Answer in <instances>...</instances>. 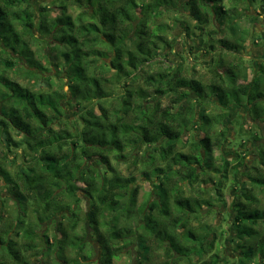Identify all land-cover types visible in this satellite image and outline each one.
<instances>
[{"label": "trees", "instance_id": "trees-1", "mask_svg": "<svg viewBox=\"0 0 264 264\" xmlns=\"http://www.w3.org/2000/svg\"><path fill=\"white\" fill-rule=\"evenodd\" d=\"M263 3L0 0V264H90L97 249L95 264L134 252L135 264H264V60L248 79L250 30L238 23ZM169 12L194 21L207 52L232 55L208 82L161 56L175 41ZM235 106L252 130L236 121L235 137L249 138L227 158L214 153ZM139 163L156 180L143 203ZM83 198L96 245L77 231Z\"/></svg>", "mask_w": 264, "mask_h": 264}, {"label": "rangeland", "instance_id": "rangeland-1", "mask_svg": "<svg viewBox=\"0 0 264 264\" xmlns=\"http://www.w3.org/2000/svg\"><path fill=\"white\" fill-rule=\"evenodd\" d=\"M246 12L253 15L254 19L250 15V17L246 16L242 18L241 21L238 19V23H239V28H241V31L243 28L245 29L247 28L248 30L251 31V32L249 31L250 37H248L246 39V42L243 43L244 48L241 50L242 54L246 58V65L248 67L247 69L248 79H251L253 76L252 71H253L255 64L259 65V63H261V60L264 58V41H263L264 39V3L257 7L247 6V9H245V13ZM76 13L77 11L73 10V14H76ZM173 15H174L173 12H169L167 15L168 16L167 22H169V24H171L173 28V30H171L167 35H168L169 40H172L174 38L175 41L172 44V46H168L164 51V52H168L167 58L164 57V54H162L161 56H163V58L171 62H174L172 63V66H176L179 63L184 64L185 69H186L185 71L186 76L188 77L195 76L197 79L203 80L204 83L208 82V79L212 75L211 69L216 68V66H218L216 60L223 59V63L224 65H226L231 60L232 55L229 54L228 52H220V53L219 52L210 53L209 51L207 52L208 48L207 47L204 48L202 44H203V41H206V39L208 40L209 38H207L206 35L203 37L198 36L197 31H194L193 29L194 21L186 13L176 14L179 19H184L182 20L183 23H185V20H186V22L191 25V28H190L191 33H187V31H190V30H185L184 27L181 25L183 23L179 19H178L179 22H175V24H173V21H174ZM215 25L216 27H218L219 24L217 23ZM212 27L214 26L213 25L208 26L207 29L212 30ZM225 35H228L227 31L219 30V32H217L214 35V38L217 39ZM230 38L232 40H235V38L233 37H230ZM217 54H221V55L219 56ZM222 69L223 68L220 67V70ZM64 78H66L67 80L66 76H64ZM55 81L57 82L56 84H59L60 82L58 81L57 78H55ZM140 83L143 86V82H140ZM65 89L67 90L68 86H65ZM212 99L215 100V97H212ZM63 105L66 106V103H63ZM207 109H208V112L210 113L217 111V109L212 104H208ZM66 110H67L66 116L68 117V119H73L74 111L70 108H67ZM218 111L219 112L225 111V108L220 107L218 108ZM247 114H248V111H247V108L245 107L235 106L230 109V115L225 120L226 124L225 123L222 124V126L224 125H226V127L228 126L227 127L229 130L228 138L224 141L223 148L221 150L220 149L216 150L214 154L220 155L223 153L227 158H231L232 156L236 155V150L233 149V147L237 146L239 143L243 142L242 140H245V138L248 137V135L243 136L242 138L235 137L236 134L234 131L237 126L236 121H239L240 123L243 124L245 132H247L248 134L252 130L251 128L252 123L250 121L251 119L247 118L248 116ZM217 129H221V127L218 126ZM193 133H195L196 136L198 135L201 136L203 134L201 132L196 131V129H194L190 133H187L185 136L191 137ZM231 140H235L236 145H233ZM247 143L250 148H253L252 142H247ZM239 149L245 152L243 147H238V150ZM252 159H253L252 155L247 157L248 164H252ZM141 165H142L141 163L137 164L136 166L131 165V168H133L131 171L136 176L134 187L138 186L139 188L138 195H137L138 203H143L149 198L156 197L154 193L151 194L155 187L156 180L152 176L151 177L145 176L142 173L143 167ZM121 168L124 174H128L130 172L129 169L126 168L125 164L121 165ZM263 168L264 166L261 169ZM239 177L241 179H244V177L241 175ZM77 192L81 197H83L82 195L83 192L81 190H78ZM228 192L229 190L226 189V193ZM230 193L231 194H227V197H226L228 203L231 202L232 197L235 195L236 192L235 190H232L230 191ZM74 204H76L75 209L79 211V215H80V222H79L77 231L80 234L86 232L88 241L94 242L93 244L96 245L97 243L95 242V236L92 233V229L87 225V219L85 218L88 201H86L83 198V200H81L80 202L74 203ZM216 219L219 222H222L223 215L218 214L216 216ZM223 226L226 227V222L224 221H223ZM50 233H52V231ZM224 250H227V252L234 255L233 251L231 250L230 245H228V247ZM75 253L76 252L74 251L68 250L67 256L69 257L74 256ZM135 257H136V252L132 254L125 253L119 259L115 260V264H135L136 263ZM98 258H99V249H97L96 253L93 254L92 259H91L92 263L90 264H95L93 262H95Z\"/></svg>", "mask_w": 264, "mask_h": 264}, {"label": "flooded vegetation", "instance_id": "flooded-vegetation-1", "mask_svg": "<svg viewBox=\"0 0 264 264\" xmlns=\"http://www.w3.org/2000/svg\"><path fill=\"white\" fill-rule=\"evenodd\" d=\"M263 41H264V39H263ZM210 53H211V52H210ZM262 60H264V58H263ZM262 60H261V61H262Z\"/></svg>", "mask_w": 264, "mask_h": 264}]
</instances>
